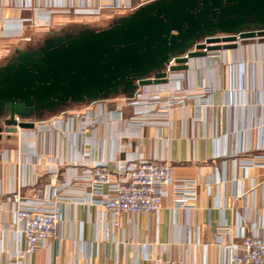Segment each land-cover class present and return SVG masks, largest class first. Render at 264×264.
<instances>
[{
  "label": "crops",
  "instance_id": "1",
  "mask_svg": "<svg viewBox=\"0 0 264 264\" xmlns=\"http://www.w3.org/2000/svg\"><path fill=\"white\" fill-rule=\"evenodd\" d=\"M67 1L0 0V63L21 45L26 19L43 17L50 24L46 9ZM55 19L54 26L59 24ZM203 60L210 68L208 84H202L205 79L195 69ZM182 76L184 84L176 90L173 84L164 85L163 96L180 94L185 101L156 112L151 120L134 103L155 86L132 101L111 100L114 108L106 103L116 114L83 136L74 123L69 134L58 138L54 133L49 139L41 124L61 121L51 117L12 141H0V194L31 183L60 186L83 152L91 153L88 162H107L114 173L118 165L145 158L169 164L178 180L198 182L191 208H178L170 188L158 214H121L119 226L100 206L66 200L60 207L59 240L48 241L24 264H228L224 245L241 244L242 234L264 233V166L250 164L264 165V41L193 61ZM100 105H87L79 116L99 114ZM51 152L63 163L59 180L42 171L57 165L50 163ZM19 243L18 236L4 235L0 264H17L12 254Z\"/></svg>",
  "mask_w": 264,
  "mask_h": 264
},
{
  "label": "water",
  "instance_id": "2",
  "mask_svg": "<svg viewBox=\"0 0 264 264\" xmlns=\"http://www.w3.org/2000/svg\"><path fill=\"white\" fill-rule=\"evenodd\" d=\"M0 63V141L74 105L132 101L193 61L264 41V0H150L107 26L48 28Z\"/></svg>",
  "mask_w": 264,
  "mask_h": 264
},
{
  "label": "built area",
  "instance_id": "3",
  "mask_svg": "<svg viewBox=\"0 0 264 264\" xmlns=\"http://www.w3.org/2000/svg\"><path fill=\"white\" fill-rule=\"evenodd\" d=\"M114 5L125 10L124 14L134 10L133 5L125 3V0H115ZM163 86H155V90L143 95L141 102L134 103L139 111L145 113L147 119L151 120L158 111L167 112L173 105L186 99V96L180 94H175L171 99L164 97L166 90ZM172 88L176 90L180 88V84H173ZM202 98L201 95L199 99ZM115 114L116 111L108 110L106 103H102L99 114L89 111L85 117L76 115L73 118H62L58 130L45 124L40 128L52 139L54 133L58 138L60 133L69 134V129L72 130L76 123L80 125V134L83 136L88 129L95 128L104 118H111ZM32 154L38 156L36 153ZM90 157L91 153H81L82 161L72 166L73 168L70 167L72 172L60 186L47 185L40 188L31 183L7 194H0V242L8 232L18 236L20 243L12 254L17 264L26 263L48 241L59 240L63 221L60 207L66 200L75 204L102 207L106 215H110L114 226H119L118 216L121 214H158L170 188L174 190L178 208L189 209L196 200L198 182L174 178L169 164L141 158L126 165H118L114 173L107 162H88ZM50 163L57 165H47L42 171L59 180L63 163L57 162V157L53 154ZM250 164L264 166L253 161ZM8 215L12 219L9 220ZM224 229H221L219 236L225 232ZM241 239V244L233 242L223 246L227 263L264 264V233L242 234Z\"/></svg>",
  "mask_w": 264,
  "mask_h": 264
},
{
  "label": "rangeland",
  "instance_id": "4",
  "mask_svg": "<svg viewBox=\"0 0 264 264\" xmlns=\"http://www.w3.org/2000/svg\"><path fill=\"white\" fill-rule=\"evenodd\" d=\"M148 1L150 0H125V3L128 2V4L130 3L131 5H133V8H136L139 4ZM114 2L115 0H68L67 2H63L62 4L52 6V8H47L46 11L51 14L50 24L49 23L45 24L46 22L44 23L43 17L41 18V20L26 19V21L22 25L19 36L20 40H18V42H20L21 45H33L38 41H40L43 37L42 34H44L45 31L48 30V28L52 27L50 25L54 26L52 17H56L55 23H59L55 26L68 25V27L73 28L79 26L81 23H88L93 27L94 26L105 27L108 25L111 19L123 15L125 12V10L115 7ZM28 8L31 9L32 7H28ZM45 8L46 7H41L40 9L45 10ZM195 66H194L195 69L196 68L198 69L197 70L198 75L201 76L203 79H205L202 84H208L206 82V78L208 80L210 75V68L208 61L203 60L197 63V65ZM193 70L192 72H194ZM178 74L173 75L172 80L168 84H184V76L180 77L181 74H184V72ZM86 106L87 105L85 104L76 105V106L72 105L67 108L66 114H62L61 112L56 113L54 114L55 116H53L54 118L52 117V119L59 118L58 120L60 119L62 120L63 116L67 114L69 118H73L76 115L78 116L80 114L85 113ZM83 117H85V114L83 115ZM44 124L47 127L52 126L55 127V130H58L59 121L56 122L54 120L53 123L49 122V123H43L41 125ZM77 125L78 128H80V125L79 124ZM11 138L10 140L12 141L13 139Z\"/></svg>",
  "mask_w": 264,
  "mask_h": 264
},
{
  "label": "trees",
  "instance_id": "5",
  "mask_svg": "<svg viewBox=\"0 0 264 264\" xmlns=\"http://www.w3.org/2000/svg\"><path fill=\"white\" fill-rule=\"evenodd\" d=\"M107 104L109 105L110 108H114L115 107V104L112 103V101H108Z\"/></svg>",
  "mask_w": 264,
  "mask_h": 264
}]
</instances>
